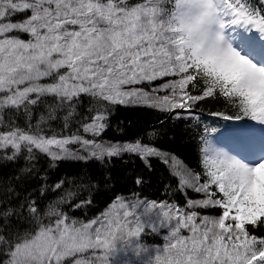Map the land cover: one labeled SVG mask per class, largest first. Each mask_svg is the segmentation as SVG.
<instances>
[{
	"label": "snow or ice",
	"instance_id": "1",
	"mask_svg": "<svg viewBox=\"0 0 264 264\" xmlns=\"http://www.w3.org/2000/svg\"><path fill=\"white\" fill-rule=\"evenodd\" d=\"M262 11L249 0H0V113L22 108L30 114V106L52 97L56 103L48 107L49 118H55L56 108H66L67 128L77 104L88 96L90 122L82 128L96 137L106 126L105 103H145L170 112L222 97L236 115H212L248 118L261 126L259 152L251 148L233 153L202 137L203 173L187 168L174 172L180 188L204 197L189 198L184 207L118 196L87 222L51 208L45 215L55 219L44 223L35 201L20 205L16 214L26 212L35 228L0 233L6 264H68L77 255L73 264H111L117 240L132 246L137 256L146 253L143 264H264V235L256 234L264 227V46L257 54L254 37L236 32L238 26L264 36ZM17 14L25 18L13 21ZM14 32L28 39L9 35ZM168 76L178 79L152 93L132 87ZM45 78L51 82L41 83ZM161 89L171 94L154 95ZM8 127L0 132V148L12 149L8 159L33 149L54 160L103 159L122 152L145 159L162 155L139 140L104 144L76 133L46 135L38 126L25 129L10 122ZM230 134L252 138L255 129L241 125ZM73 143L87 155L71 151L68 145ZM64 183L57 182L55 188ZM12 192L8 189L4 196ZM217 208L218 216L196 210ZM14 211L0 209V223ZM160 228L168 229L162 249L152 253L137 242L145 229L155 233ZM89 251L92 255L85 258Z\"/></svg>",
	"mask_w": 264,
	"mask_h": 264
},
{
	"label": "trees",
	"instance_id": "2",
	"mask_svg": "<svg viewBox=\"0 0 264 264\" xmlns=\"http://www.w3.org/2000/svg\"><path fill=\"white\" fill-rule=\"evenodd\" d=\"M249 2L258 9H264L261 0ZM261 14L264 15V11ZM24 18L17 14L13 21ZM55 103L52 97H45L41 104L30 106V114H26L22 108L19 111L5 109L0 113L4 117V122L0 123V132L8 131L11 122L25 129L31 125L35 130L38 126L46 135L76 133L82 136V123L90 122L87 117L92 108L91 98L82 97L67 128L64 127L63 119L67 115L66 108H56L55 118H49L48 107ZM104 106L106 126L99 134V140L112 143H133L139 140L142 145L171 154L189 169L199 173H202V137L230 134L238 126L253 122L248 118L241 121L225 119L224 116L236 115V110L227 105L222 97L205 98L196 101L191 109L170 112L145 103H105ZM214 112H222L224 116H214ZM205 128L208 129L207 134ZM213 128L216 129L215 132L212 131ZM11 155V152L0 154V157H6L0 158V209L10 208L15 211L0 223V233H23L35 228L26 212L16 214L20 212V205L28 201L36 202L43 222L49 223L55 219L54 216L45 215L51 208L66 213L70 219L87 222L107 210L118 196L128 199L135 196L178 207H184L187 199L192 198L191 192L180 188L179 179L157 156L145 159L134 153H122L112 157L105 156L103 159L54 160L36 149L31 154L22 151L14 159H8ZM138 178L143 182L137 184L135 181ZM61 180L65 183L60 189H56V183ZM201 180L204 181L203 175ZM8 189L13 192L4 196ZM212 190L215 191V188ZM82 201L91 203L77 207ZM197 211L216 216L221 214L218 208ZM167 234V228H160L155 233L145 229L137 242L154 253L167 243ZM183 234L187 235V231ZM256 234L264 235V227L256 229ZM145 255L147 254L137 256L132 246L123 248L117 244L110 261L111 264H143ZM7 257V249L0 247V264Z\"/></svg>",
	"mask_w": 264,
	"mask_h": 264
},
{
	"label": "rangeland",
	"instance_id": "3",
	"mask_svg": "<svg viewBox=\"0 0 264 264\" xmlns=\"http://www.w3.org/2000/svg\"><path fill=\"white\" fill-rule=\"evenodd\" d=\"M132 2H139V0H129V3L130 4H132ZM236 32L242 33V34L247 35V36H253L254 39H257V37H258V39H260V41H259L258 44L256 43V46L258 48L257 49V54H259V51H260L261 46H264V36H262L260 33L256 32V31H254L256 34H254L253 31L246 32L243 29L239 28L238 26L236 27ZM9 35H19L23 39H28V36L26 34H22V33H15L14 32V33H10ZM259 36H262V37H259ZM174 79H178V77L168 76V77H162V78H159V79H157L155 81H152V82H156V86L152 85L151 82L145 81V82H142L141 84L133 85L132 87L142 88L144 91H147L149 93H152V89L159 88L160 85L166 83L167 81L174 80ZM50 82H51V79L50 78H45V79H43L41 81V83H50ZM166 94L167 95H170L171 94V92H170L169 89H161L160 91H157V92L154 93V95H156V96H163V95H166ZM0 95H4V93H0ZM121 105H125V104H121ZM251 126L255 129L254 137H257V138L260 139V136H261V131H260L261 126H259V125H251ZM82 137L85 138V139H95L97 142H101V143H104V144L112 143V142H108V141L99 140L98 136L93 137L92 133H85L84 132L83 135H82ZM211 141L214 142L215 144H217V146L224 148L226 151H231L233 153H236V151L239 150V148H237L235 146H232V145H228L226 143H222L219 140H211ZM124 143H126V142H121L119 144H124ZM68 147H69V149L71 151L79 153L80 156L87 155V152L84 149H82L81 146H80V144H78V143L70 144V145H68ZM149 148H152V147H149ZM153 149H155V148H153ZM1 152H11L12 153V149L10 147H8V148H0V153ZM122 153H131V152H122ZM161 153H162V155L161 156H157V157H159L160 159H162L167 164V166L169 167V169L171 170V172L173 174L177 170H182V169H185V168L189 169L181 161L179 162L178 160L175 159V163H174V161L172 159L174 156H172L171 154L165 153V152H161ZM148 157H150V156H148ZM0 158H4L5 159L6 157L5 156H1ZM90 158H93V157H89L88 159H90ZM63 159H77V158H75V157H67V158H63ZM177 178L179 179V177H177ZM201 183H203L202 180H201ZM185 190H188V191L191 192V194H192V198L191 199H201V198H204L203 197V194H197L192 189H185ZM196 210H198V209H196ZM214 216H216V215H214ZM116 244L122 246L123 248L130 247V246H127L126 247L125 246V242L122 241V240H117ZM91 255H92L91 251L86 252V253L83 254V256L85 258H87V257H89ZM79 258H80V255H77L76 257L70 258L71 260L68 262V264H73L74 260L75 259H79ZM7 260H8V257L5 258L1 262V264H6V261Z\"/></svg>",
	"mask_w": 264,
	"mask_h": 264
},
{
	"label": "bare ground",
	"instance_id": "4",
	"mask_svg": "<svg viewBox=\"0 0 264 264\" xmlns=\"http://www.w3.org/2000/svg\"><path fill=\"white\" fill-rule=\"evenodd\" d=\"M238 33V32H237ZM255 33V32H254ZM259 41H260V39H258V37H257V39H255V43H259ZM258 49V48H257ZM0 154H5V152H1Z\"/></svg>",
	"mask_w": 264,
	"mask_h": 264
}]
</instances>
